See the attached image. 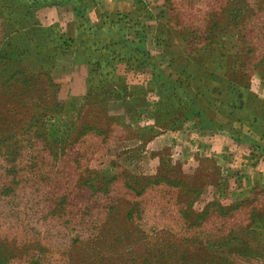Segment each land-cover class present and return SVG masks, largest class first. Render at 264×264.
Listing matches in <instances>:
<instances>
[{"label":"rangeland","instance_id":"1","mask_svg":"<svg viewBox=\"0 0 264 264\" xmlns=\"http://www.w3.org/2000/svg\"><path fill=\"white\" fill-rule=\"evenodd\" d=\"M135 1L140 3L137 18L148 17L144 7L155 3V17L150 16L151 22L146 20V28L155 35V23L160 29L157 35L165 38L170 33L169 26L175 25V13L181 20L201 14L197 25L205 31L194 33L198 36L189 41L191 50L208 39L207 25L215 12L224 11L220 25L225 24L227 14L236 11L248 17L250 13L258 14L257 26L248 27L250 20L241 30L228 23L216 35L224 37L232 32L249 40L243 44L247 46L244 61L252 75L251 86L259 89L264 79L263 63L256 68L251 64L264 55V0ZM82 6V0H0V50L5 52L2 59L0 55V63L5 66L0 68L15 64L27 73L47 72L50 76L42 80L47 81V88L41 98L34 94L23 100V111L12 123L2 125L0 134H14L24 146L35 141L33 131L42 127L50 140L73 139L81 126L87 128L65 157L40 154L37 165L31 167L34 152L31 148L20 152L16 160L18 182L9 184V188L6 174L10 156L0 145V264H131L127 259L137 252H142L137 260L150 259L144 249L161 245L165 247L164 264H188L189 259L198 260L204 255L208 259V253H220L222 248L210 247L217 236L211 232L202 234L204 237L197 243L188 241L193 232L183 222L184 212L180 209L189 202L187 197L179 198L170 186L164 185L148 187L145 201L141 196L130 197L123 173L151 176L178 164L182 173L194 174L197 183L203 185V196L193 202V209L201 211L207 196L211 199L223 195L222 201L228 203L243 201L252 198L255 182L264 187V142L241 134L235 127L222 131L211 125L196 106L194 95L176 88L180 75L161 46H151L152 57L145 64L142 58L136 63L111 61L105 52L94 51L97 35L80 45ZM125 15H119L118 22L124 21ZM68 20L74 21L70 27ZM51 21L56 24L60 48L47 40H19L20 33L26 32L39 37V29L51 26ZM142 26L144 29L145 23ZM69 28L76 31L72 38L67 35ZM64 35L73 41L64 42ZM144 35L140 29L137 36ZM96 63L101 64V69ZM101 70L111 71L103 79L114 83L116 92L109 98L97 99L93 95ZM50 79L60 85L56 96L64 105L57 112H46L51 108ZM102 124L109 127L107 131L97 130ZM211 163L215 171L207 180L208 170L213 171ZM89 171H98L102 179L116 175L108 193L92 192L82 184ZM218 173L224 175V184H220ZM35 175L41 177L37 179ZM113 199L119 202L116 213L111 215L108 210ZM135 201L144 207L143 212L134 211L130 218L126 217V210ZM253 201L264 204V192H259ZM238 218L235 215L226 222H236ZM208 221L220 222L214 216ZM261 240L248 237L230 247L229 264H264V244L258 243ZM148 264H153L152 258Z\"/></svg>","mask_w":264,"mask_h":264},{"label":"trees","instance_id":"2","mask_svg":"<svg viewBox=\"0 0 264 264\" xmlns=\"http://www.w3.org/2000/svg\"><path fill=\"white\" fill-rule=\"evenodd\" d=\"M174 15L175 27L178 28V33L183 36L186 46L180 62H177V60L174 59L175 57L172 55V53L168 54V50L165 49L166 38L164 36L162 37V35H157L160 30L158 27L155 29V35H153V46H161L164 49L166 56L169 57V63L171 64V67L175 69L176 72H178V74L180 75V78L178 79L179 86L177 85L176 88L178 89V87H180L181 91L185 94L188 93L194 95V97L196 98V106L203 112V110L201 109V97L206 98L211 88L210 85L213 82L212 75L207 73L209 71V64L214 65V67L216 68L227 66L231 70V74L239 71V73L243 76L249 75V73L247 72V64L244 61L245 57L247 59V46L245 45L249 43V40L241 39L240 34L231 35L232 32L225 35L224 37H218L216 35V31H219L220 29L225 27L228 23H231L232 25L241 28V30H244L246 29L245 26L249 24L250 20L251 23L248 25V27L251 28L252 25L253 27L257 26L256 24L258 23V14L250 13L248 17L246 16V14L236 11L227 14L225 18L226 21L224 22L225 24L220 25L221 16H225L224 11L215 12L213 15L214 19L212 21L210 19V24L207 25L208 39L203 45H200L193 50L189 49V41H191L192 38L198 36L196 35L197 32H199V34H202L205 31V28L203 26L198 27L197 25L198 23H200V20L197 17H200L201 14L194 15L190 18H184L183 15L182 18L184 19L182 20L181 17L177 15V13H175ZM147 16L148 17L143 16L137 18L136 15H129L125 17V23H122L120 21L118 22L116 16H106L104 17V21L102 23L108 25L109 29L112 27L113 31H115V28L118 30L126 27V23H128V26L130 27H137L141 29L143 23H145V21L150 18L148 14ZM253 16L255 17L251 19ZM202 21L205 22L203 19ZM206 22H208V20H206ZM83 23H86L87 25L83 26ZM80 24L81 25H79L80 29L78 30V36L79 38L81 36H85L83 40H79L80 45L89 43L91 41L90 36L97 35L98 38L94 40L93 44L94 51L105 52L106 56L110 58L111 61L122 60L136 63L140 62V59L142 58L145 64L149 63V60L152 57V53L142 45L144 43V38L138 37L137 41L135 42L130 39H124V41L120 43L115 38L114 34L109 35L106 32H103L100 26H95L92 22L89 21L86 16L80 17ZM55 26L56 24L54 23L51 24V26L40 28L39 31H41V35L35 38H33L32 35H30L31 33L29 32L20 33L22 37H19V40L23 41L26 38L37 41L47 40L48 43L51 44V46L60 48L61 40H58L56 36ZM31 30H34V28H32ZM194 33L196 34L194 35ZM226 37L230 38L227 39ZM63 41L71 43L73 39H70L66 37V35H64ZM244 43L245 45L243 46ZM4 53L5 52H3V50H0L1 59L3 58ZM108 62L109 61H107V63ZM258 63H263L261 64L263 65L261 67H263L264 69V55L260 57L256 61V63L251 64V66L256 68ZM2 64L3 63H0V65L4 67L5 65ZM99 64L100 63H96V67ZM99 69H101V64ZM94 72L96 73L97 71L95 70ZM108 72L111 73V71L104 72L101 70L100 73L97 74V91L95 95H93L97 99L100 96L109 98L116 92L114 88L115 84L109 83L107 80L103 79V77H106L109 74ZM49 77L50 76L47 72L27 73V71L20 69L19 66L15 64H10V66H6L5 68H0V127L2 125H8L12 123V119L16 117V114L23 111L22 108L25 107L22 105L23 100H25L26 98H31V96L34 94L38 95V97L41 98L42 92L47 88V86H45V82L47 84V81L43 82L42 80L43 78L49 79ZM50 81L51 108H48L46 112H57L61 110L64 105L63 102L59 101L56 96V92H58L60 85L58 83H55L51 79ZM229 82V85H231L232 88L235 89V82ZM87 97L88 94L84 96L85 99ZM222 99L223 98L216 99V103L213 104V106H215V110L224 111V102ZM29 110V108L25 109V111L27 112ZM230 112V114H232V111ZM108 128L109 127L105 128V126L102 124L97 130L99 132H104L107 131ZM86 130V127L81 126L78 130H76L77 132L73 139L61 137V139L59 140H50L48 135L45 133V129L42 127V130L36 129L33 131V134L35 135V141H28V145L24 146L22 140L16 139L14 134H8L7 136H2L0 134V145L3 147L5 154L10 156V161H8V172L6 174V183L8 188L11 184L14 185L18 182L15 177L17 175V165L19 162H17L16 160L20 152L22 153V151L26 149L30 150V148L32 152H34V155H32L33 159L31 161V167L37 165V158H39L40 154H43V156L51 154L54 158L62 156L65 157L66 154L71 151L73 146L81 141L79 135H81ZM90 145H92V143H90ZM260 149L263 151L262 148ZM79 159L80 158L77 159V162L79 161ZM206 160L210 159L205 158L204 161ZM211 165L213 167V171L210 172L208 170L206 176V178H208L207 180L211 178L213 172L215 171V164L211 163ZM62 167H64V165ZM63 171L64 169L60 172L62 173ZM60 172L57 173V176ZM218 174L221 177L220 184H224L223 181L225 180L222 181V177L224 178V175L222 173ZM35 176L37 179L41 177V175ZM100 176L101 175L98 171H89L88 175L82 180V184L87 186L92 192L108 193L109 186L114 181L116 175L107 177L105 179H102ZM123 176L125 178V187L130 193L129 196H141L142 201L147 200V197H145L144 195L146 194V189L151 185L170 186L172 189L171 192L177 193V196L179 198L187 197L189 202L182 204L180 209H183L182 211L184 212L183 222L185 220L187 226L192 229L191 231L193 232V234L188 239L189 242H199L200 238L204 237L202 236V234H205L206 232H211L214 236L217 235L215 239L210 242V247L213 248L214 246H216L218 248H222L223 251H221L220 253H216L215 251H213L215 252L214 254L208 253V255L210 256L208 259H204L205 257H207L206 255L199 258L198 260L189 259L191 262L188 264H229L230 257L228 254L230 252V247H236L237 243H240L243 240L244 242L247 241L248 237H250L249 234L253 236V230H255L254 236L262 234V228L258 223L261 222L264 217V204L254 203L253 199L256 195H258L259 192H264V187H262L257 182H255V184L253 185V190H251L253 194L251 199L246 198L243 201H231L230 203H228L222 201L221 198H223V195H218V197H213L211 199L207 196V200H205L206 203L204 204L202 210L195 211L193 209V202L203 196V185L201 183H197V179L194 174L188 175L182 173L178 168V164H176L169 171H162L161 169L157 170L156 174L151 176L132 175L131 173L127 172H124ZM218 184H216V186ZM211 196H214V193ZM61 199L64 200V197H62ZM113 201L114 202L112 203L114 204H111L108 210L111 215H114L116 213V204L119 202L116 199H113ZM160 207L162 208L163 206ZM143 210L144 207L142 208L141 205L138 204V201H135L132 203L130 208L126 210L125 214L126 217L130 218L134 211L136 213H141L143 212ZM235 215L239 216L237 221L230 222L228 224L226 221L234 218ZM210 216H214L215 219L219 218L220 222L208 221ZM246 232H248V236L246 235L247 237H244ZM183 240L187 239L183 238ZM163 248L165 247H162V245L156 247L153 246V248L146 247V249L144 250L150 253V259L144 257L142 258V260H137L139 259V255L142 253L141 251H139L137 252V254H134L133 257L127 260L130 261L131 264H148L149 260H151L152 258L153 264H164L165 261H163L162 252L165 249ZM224 250L226 252H224ZM158 254L162 256L156 259V256L158 257ZM0 257H2L1 252ZM94 258V256L91 257L89 263L92 262ZM83 262L85 263V261Z\"/></svg>","mask_w":264,"mask_h":264},{"label":"crops","instance_id":"3","mask_svg":"<svg viewBox=\"0 0 264 264\" xmlns=\"http://www.w3.org/2000/svg\"><path fill=\"white\" fill-rule=\"evenodd\" d=\"M83 6L81 9V16L89 17L91 22L95 26H100L103 32L109 35L114 34L118 42L122 43L124 39H130L134 42L137 41L139 33V28L130 27L126 23V27L121 29H116L113 31L112 27L109 29L108 25L102 23L104 17L106 16H116L126 14L136 15L139 13L138 3L135 0H82ZM143 7V5H142ZM155 3L147 4L143 10L148 11V15L155 17ZM72 13L71 10L68 11ZM121 13V14H120ZM146 14L145 12H142ZM138 17V16H137ZM140 17V16H139ZM125 23L126 19L123 17ZM71 22L68 20L67 24L69 27ZM147 22H151V18L147 19ZM53 24V21H51ZM48 26V25H47ZM149 26V25H147ZM144 32V43L142 44L146 49L151 51V46H153V34L148 33V29L145 26L141 28ZM156 29V24L154 23L153 31ZM170 33L165 40V49L168 50V54L175 57L177 62H180L183 57L184 51L186 49L185 40L175 28V25L169 26ZM147 34V35H146ZM71 38L76 35V31L71 28L68 30V34ZM85 36H81L80 39H84ZM208 74L212 75L213 82L210 85V90L206 98H202L203 114L209 121L211 125L221 129L222 131L229 130L231 127H235L241 134L252 135L256 141L264 142V79L261 78L259 82V89L257 90L251 86L252 75L243 76L239 71L230 73V69L227 66L224 67H214V65L209 64ZM234 70V69H233ZM257 73V72H256ZM258 74V73H257ZM264 74V73H263ZM259 78L260 76L257 75ZM254 77V76H253ZM235 82V89L232 88L230 82ZM230 86V87H229ZM217 98H223L224 111L215 110L213 104L216 103ZM232 111V114H230ZM262 228L261 235L252 236L249 234V238H257L259 244H264V217L261 222L258 223Z\"/></svg>","mask_w":264,"mask_h":264}]
</instances>
